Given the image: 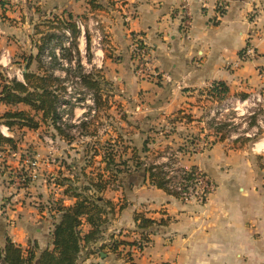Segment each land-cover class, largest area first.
Instances as JSON below:
<instances>
[{"label": "crops", "instance_id": "crops-1", "mask_svg": "<svg viewBox=\"0 0 264 264\" xmlns=\"http://www.w3.org/2000/svg\"><path fill=\"white\" fill-rule=\"evenodd\" d=\"M2 1L8 15H30L24 16L21 24L30 28L28 36L33 41L37 40L30 34L34 18L49 19L60 13V47L65 49L69 48L64 44L65 22L83 20L85 31L77 28L78 49L71 46L72 59L76 57L86 71L100 70L114 89L109 96L104 95L108 111L112 113L118 104L122 113L115 133L98 129L103 138L121 135L127 150L149 158L156 149L166 147L169 151L162 154L164 160L171 150L175 154L196 140L217 138L206 151L181 157L189 166L204 168L216 181L217 188L205 201H183L153 185L149 173L138 167L124 175L120 190L109 194L117 201L122 198L125 205L112 221V230L136 229L137 212L168 219L166 225H156L151 242L136 256V264H264V158L260 152H251L247 143L241 145L237 137L220 141L207 126V119L214 114L208 105L219 102L209 94L219 81L229 88L224 104L246 105L255 100L264 108V0H36L41 13H35L26 2L14 10L7 0ZM185 7L191 15L190 26L185 24ZM94 21L99 22L104 35L102 42L96 39L91 25ZM138 41L148 48L152 65L169 75L170 81L137 74L134 49ZM247 46L254 47L256 56L244 55ZM72 59L66 60L71 63ZM9 63L4 52L0 57L2 70ZM67 68L72 67L62 65L60 70L65 74ZM242 95L247 98L242 100ZM88 107H72V120L79 122ZM7 109L30 108L23 103H0V114ZM3 128L13 132L16 127L1 125L0 131L7 135ZM251 128L255 134L260 125ZM89 133L73 140L60 135V169L71 163L83 165L86 157L91 159L88 148L92 145H88L96 137ZM263 141L254 143L257 150L264 149ZM92 159L93 163L106 164L102 155ZM134 161L128 162L133 165ZM0 187V231L4 236L23 246L35 242L40 252L51 248V221L33 228L39 215L35 218L36 208L28 199L36 194L29 198L24 189L10 186L4 191ZM6 195L10 198L5 199ZM105 260L114 261L110 253Z\"/></svg>", "mask_w": 264, "mask_h": 264}, {"label": "rangeland", "instance_id": "rangeland-1", "mask_svg": "<svg viewBox=\"0 0 264 264\" xmlns=\"http://www.w3.org/2000/svg\"><path fill=\"white\" fill-rule=\"evenodd\" d=\"M13 1L15 3H11L12 0H7L5 1V3L7 2V4L12 9L15 10L17 9L16 6H18L19 3L21 6L22 2H26L30 9L31 6L34 7L35 13L38 12L41 13L43 11L40 7H38V5H36L37 3L36 0H22V1L13 0ZM55 14L56 17L60 16L59 15L60 13H55ZM16 16L17 17H12L8 15V13H6V11L4 10L3 1L0 0V57H2L4 52H6L7 60L10 62L9 67L3 70H2L3 66L0 64V68H1L0 74H2L3 76L6 75L9 78L17 77L19 79H22V70H24L23 69L24 57L26 56L25 54L31 53V50L34 51L31 54H37L38 52L37 46H39V44H42L41 41L38 42V40L41 39V35L39 34L40 32L43 33L48 32L51 29L52 26L50 24H47L46 22L48 20H54L53 18L55 17H51L49 19H43L42 17L38 19L34 18L35 21L34 26L38 27L37 30L39 31V33L36 32V29L33 26L34 29L31 30L30 34L34 35V38L37 39V46H33L35 47L33 48L32 47L33 40L30 38V36H28L30 32V28L28 26L25 28L21 24V22L24 20V16L30 18V15L27 13L24 14V16H21L19 14H17ZM58 22L60 23V21ZM57 24L58 23H56L55 26H59ZM55 34L57 35L56 36L57 38L55 37L54 40L51 42V44L48 45V47L50 48V51L51 48L58 49L59 50L58 56L60 57V43H61L60 28L56 29ZM64 54L66 58H69L72 55L71 51H69L68 49ZM43 60L41 61L42 63L41 66L44 69L55 70L57 75L63 77L64 80H66L67 82L69 81L68 86L72 88V92H81L82 99L84 96L86 97L87 93L86 94L83 93V86L80 84L77 85L75 84V78L76 76L79 75V71L76 68L75 69L67 68L65 69L66 73L63 74V72L60 70V65H59L60 60L58 62L53 60H51L50 62L46 61L45 59ZM31 69L33 71L39 70V63L37 60H34V62L31 65ZM98 71L100 72V70ZM99 75L103 76L101 72L99 73ZM107 82L110 84V81L107 80ZM68 86L65 85L66 88ZM107 89L109 90V92L111 90L112 92L114 91L112 87H107ZM109 92L107 91L103 93L104 95L106 94L109 96L110 95ZM103 99H102L103 105L98 109L95 116L91 117L89 120L87 129H85L88 132H92L95 129L97 130L100 129L103 132L105 131V128L113 133L117 131V126H119L117 125V123L120 121L119 117L122 114V113L120 114L121 112L120 106L116 104L117 102H113L114 104H116V107L111 113L110 111H108L110 109V106L105 101V97H103ZM223 104L224 103L222 101H219L218 103L208 105L209 106L208 108H210L211 110L213 109L214 111V114L212 116H209V118L207 119V126H210L211 130L213 131V135L215 136L217 134L220 135L226 134L227 137H232V136L237 137L241 145L247 143V145L249 146V150L251 152H260V154H262V158H264V149L257 150L256 145L254 144L257 141L264 140V108L261 105H259L261 104V102L252 100L246 105L239 103L235 106L230 104V102L224 105ZM75 106L76 105L73 104L68 112L70 113L72 107ZM86 106H89V104L85 103V107ZM115 114H117L118 118L115 116ZM258 119L262 121L259 123ZM68 124L69 125L75 124L77 126L79 125V122L70 121L68 122ZM256 125L257 127L260 125V128L259 130L255 131L254 134V131L251 130L252 129L251 127ZM49 126L50 125L42 124L39 130H30L28 128L16 127L13 132H10L7 129L3 128L5 134L15 135L16 147L12 148L9 145H5V147L0 149V186H2L4 191H6V189L9 188L10 186H13L14 190L24 189L25 191L24 194H27V197L29 196V198L32 197L33 194H36L35 198L28 199V203H30V205H33L36 208L37 213L35 212L33 213L35 215V218L37 217L36 215H39V217H37L36 220L34 221L35 223L33 225V228H35V226H37L39 223H43L46 220H49L51 221L50 225L53 229L54 224L57 222L60 215V213L56 211L57 208H59V206L61 205H70L75 202L74 197H72L71 195H66V193L64 192L66 186L61 184L59 185V182H62L63 178L66 177L71 179L74 178L75 166L73 163H71L70 165H66L65 169L63 170L60 169V159H61L60 135L56 134L53 127L51 126L49 127ZM218 128H220V130ZM65 129L67 130L68 127H65ZM73 132H77L76 134H73L75 139L81 135L78 133V128L76 130H73ZM102 132L101 134H98V137L93 138L89 141L88 147H90V145L98 146V149H100L101 152L106 151V154H108V152H112V151H108L109 148H112L109 147L110 141H108V138L110 137H106L107 139L103 138L104 133ZM216 132H221V133H216ZM110 135L112 134L110 133ZM115 138H117L119 141V139H121V135ZM124 140L125 138H123L122 141L120 140L121 142L111 143V144H116V146L114 147L116 149L115 153H117V160L122 162L121 164L122 169L127 167V165L124 164L125 160L129 161L132 158H134L135 161L133 165L129 167V170H132L134 167H136L134 166V164H136L137 161L141 162L142 165L144 162H147L149 164V167L152 165H154L155 167L157 165H162V167L164 166L165 160L162 159L161 156L164 152L168 150L166 147L164 149H156L155 150L156 153L154 152L153 155H151L149 158L147 156H143V154L141 153L135 155L134 151L127 150L128 149L126 147L127 145L123 143ZM201 140L204 141L205 139H201ZM215 140H217V138ZM215 140L212 141L205 140V141H207V144H209L211 147L212 142H214ZM191 146L188 148L183 147L184 151L190 149ZM91 148L92 147L88 148V152H89L88 156L93 155L92 154L93 149ZM173 152L174 150H171L169 153L172 154ZM103 154H98V155H103ZM97 161H99V159H97ZM262 162H264V160ZM262 162L261 165L264 166V163ZM115 167H116L115 165L110 166V168L112 169H114ZM149 167L141 166L140 168H144L147 171ZM80 168L81 169L85 168V172H86L85 176L80 177L81 184L83 186L88 184L89 180L87 179L89 177L96 178L98 177V174H102L105 177H108L110 176L108 174L113 173L112 169L110 168L106 169V164L92 163V165L87 166L85 162L83 165H81ZM80 168L78 169V173L81 171ZM206 172L209 175V177L215 182V189H216L217 188L216 181L209 174L208 171ZM21 176H25L27 178H29V176H32L33 178L32 180H29L27 184L20 185L17 184V180ZM75 181L78 182L79 180H75ZM121 187H122V181L121 182L118 180L112 181L109 183L108 187L100 193L105 198V200H111L113 202L114 208L111 209V206L107 205V208L111 211H109L108 213L107 224L103 226V228H105L104 229L105 231H103L101 237H98L96 240H93L92 242L87 243L86 245L84 244L80 252V258L78 264H136L135 262L136 256H139L143 252L144 248L151 242V238L149 239V241L142 240L141 235L139 233L131 234V232H136V229L129 230L126 232L110 229L112 221L118 217L116 215L120 213V211L123 209L125 205L121 203L122 198H119V200L117 201L109 197V194L112 191L115 193V191L120 190ZM109 189L111 190L108 192L107 190ZM167 189H168L167 192L171 194L172 191L169 189V187H167ZM86 193L90 194L88 191H86ZM7 198H10L9 195H6L5 199ZM64 200H72V202L67 203ZM88 230L89 229L87 230L84 229L83 231L84 233H86ZM0 234L4 236L2 230L0 231ZM113 234L120 240H131V241H135L136 243L132 246L121 244L119 247L120 249L118 248L117 252L112 251L111 248L109 247L105 248L104 251H101L100 246L105 242H110V235ZM22 247L24 249L32 248L33 251H36V249H38V245H36L35 242H31V241H29L28 244L25 243V245L24 246L22 245ZM52 248H54L53 242H52V247L50 249ZM128 251L131 252L129 254L131 256L127 255ZM37 253L39 258L41 252L38 250ZM102 253L106 255L102 256ZM109 253L112 255V258L114 259L112 263L106 262L105 260L108 257ZM89 258L91 259L89 260Z\"/></svg>", "mask_w": 264, "mask_h": 264}, {"label": "trees", "instance_id": "trees-1", "mask_svg": "<svg viewBox=\"0 0 264 264\" xmlns=\"http://www.w3.org/2000/svg\"><path fill=\"white\" fill-rule=\"evenodd\" d=\"M69 16L72 18L71 15ZM58 21H60V17L56 16L54 20L45 21L52 27L48 32H40L39 35H41V39L38 40V42L41 41L42 44L37 46V40L33 41L35 46L38 47L37 54H31L33 52L25 54L24 62L26 63L27 71L23 72L22 80L17 77L9 78L6 75L3 76L0 74V103L11 106L23 103L30 108L29 110H5L0 114V126L6 125L9 129L18 127L38 130L42 124L50 125L53 127L56 134L61 135L66 140H73V130H76L77 128L79 134H82L83 132L88 133L85 129H87L90 119L82 118L77 126L75 124L69 125L68 122L64 124L61 122L59 107L63 100V96L67 91V88L65 87L66 80L57 75L55 70H46L41 66V61L45 59L44 55L48 49L52 57L51 60L56 62L60 60L56 48H51L50 51V48L48 47L57 36L55 34L56 29L60 28V23ZM56 23H58L57 25L59 26H55ZM65 26H67L72 32L73 40L69 46L70 49L68 48L72 54L73 48H71V46L75 47L76 50L78 49L76 37L79 30L73 21H66ZM36 32L39 33L38 30ZM61 38L62 36L60 35V39ZM87 47L88 49L90 48L89 41ZM61 50L63 53V51H66L67 49L62 46ZM63 56L66 58L65 54H62V57ZM72 56L73 55L66 59L71 60ZM34 60H37L39 63V70L37 71L31 69ZM79 62L80 61L78 60L76 69L79 71L78 76L81 78V84L94 92L96 110L98 111L103 105V92H109L107 89L109 83L103 78V76L99 75L100 72L97 69L86 71ZM61 64L62 63H59L60 67H62ZM228 93V86L224 82L219 81L215 83L209 95L217 101H222L226 99ZM246 98L247 95H242V100ZM89 115L90 112L88 111L85 116ZM65 127H68L69 130H66ZM218 129L220 130V128ZM89 134L92 137H98L99 133L98 130L95 129ZM217 137L220 141L227 138L226 134H217ZM120 140L121 139L118 141L115 137L108 138V141H110L109 147H112L109 149L107 148L108 151H112H107L108 154H106V151L100 153L98 146H91V149H93V155L91 158L95 157V155L104 153L102 155V160L106 163V169H109L111 165L116 166L114 169L110 168L113 170V173L108 174L110 176L105 177L102 174H98V177L96 178L89 177L87 179L89 180L88 184L83 186L80 177L86 175L85 168L81 169V165L75 166L73 163L75 166V175L73 179L79 181L76 182L75 180L66 177L63 178L62 182H59V185L66 186L64 192L66 195L74 197L75 202L70 205H61L56 210L60 215L52 230L54 248L43 250L38 258V249H36V251H33L32 248L24 249L22 245L14 242L8 235L2 236L0 234V264L79 263L80 252L84 244L86 245L87 243L96 240L98 237H101L103 231H105L103 226L107 224L108 213L111 211L107 208V205L111 206V209L114 208L113 202L111 200H105L100 193L108 187L110 182L117 180L121 182L131 166V164L125 160L124 164L127 165V167L122 169V162L117 160V153H115L116 149L114 148L116 144L111 143L121 142ZM5 145H9L12 148L16 147L15 137L4 135L0 131V149L5 147ZM85 162L87 166L92 165L93 163L88 157H86ZM134 166L140 168L142 163L137 161ZM79 168L81 171L78 173ZM147 172L149 173L150 182L153 185L168 191L166 185L167 180L162 165H157L156 167L152 165L147 169ZM86 191L90 194H87ZM134 219L136 223V232L139 233L142 240L145 241H149L150 235L155 232L156 225H166L168 223V219L166 218L157 220L147 217L142 212L135 213ZM85 224L90 226L86 233L83 231ZM135 243V241L131 240H120L113 234L110 235V242L103 243L100 246V249L101 251H104L105 248L109 247L112 251L117 252L121 244L132 246ZM130 253L131 252L128 251L127 255L131 256L129 255Z\"/></svg>", "mask_w": 264, "mask_h": 264}, {"label": "built area", "instance_id": "built-area-1", "mask_svg": "<svg viewBox=\"0 0 264 264\" xmlns=\"http://www.w3.org/2000/svg\"><path fill=\"white\" fill-rule=\"evenodd\" d=\"M19 1V0H17ZM22 1V0H20ZM204 3V1L202 0ZM223 5V4H222ZM76 27L81 31H85V23L83 20L78 19L75 21ZM185 24L186 26H190L191 24V15L187 7H185ZM93 31L95 33L96 39L98 42H102L104 39V35L102 31L99 28V22L94 21L92 22ZM66 41L64 44L66 46H70L73 37L72 32L69 28L64 30ZM141 40V39H140ZM139 40V41H140ZM136 42L134 53L135 57L137 59V74L142 78H165L168 81H170V76L167 74H161L153 65L150 60V53L148 51V48L146 45L142 42ZM57 54L59 55V50L56 49ZM62 50L60 47V62L63 66L68 67L71 66L72 68H76L77 62L76 57H73L71 63H68L66 59H64L61 55ZM75 53V52H73ZM245 56H256V51L254 47L247 46L244 50ZM44 58L46 61L51 60V55L49 52V49L46 50ZM24 70H22V76H23ZM261 73L264 74V67L261 69ZM69 81L65 82V85L68 86ZM75 84H81V78L79 76H76L75 78ZM83 86V85H82ZM83 93L86 94V97L84 96L82 99V93L81 92H72L71 87H67V91L63 96V100L60 103V116H61V122L67 123V122H75V120H72L71 113H69L70 107L74 105H85V103L89 104L88 109L86 110L85 114L89 111L90 115L85 116V119H90L91 117L95 116L97 113L96 106H95V96L94 93L89 90L88 88L83 86ZM93 107H91V106ZM80 122V121H79ZM210 147L209 144H207V141L197 140L193 142L190 149H187V151H177L175 154H166L165 155V161L163 170L165 173V177L167 180V187L173 192V195L177 196L178 198L189 201L191 199H198L200 201H205L208 198V195L215 189V182L209 177L206 170L201 167H193L189 166L182 162L181 157H183L186 154H193L198 152H204ZM35 163V162H34ZM144 167H149V164L147 162L143 163ZM32 176H29V178L25 176H21L17 180V184L25 185L29 180H32ZM171 192V194H172Z\"/></svg>", "mask_w": 264, "mask_h": 264}, {"label": "water", "instance_id": "water-1", "mask_svg": "<svg viewBox=\"0 0 264 264\" xmlns=\"http://www.w3.org/2000/svg\"><path fill=\"white\" fill-rule=\"evenodd\" d=\"M25 70H27V67L24 68ZM106 254L102 253V256H105Z\"/></svg>", "mask_w": 264, "mask_h": 264}]
</instances>
